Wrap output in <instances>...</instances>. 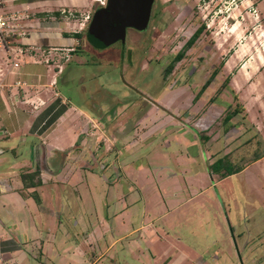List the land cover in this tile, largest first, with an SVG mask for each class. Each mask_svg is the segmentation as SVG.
<instances>
[{"label":"rangeland","instance_id":"1","mask_svg":"<svg viewBox=\"0 0 264 264\" xmlns=\"http://www.w3.org/2000/svg\"><path fill=\"white\" fill-rule=\"evenodd\" d=\"M177 1L155 0L146 30L129 28L125 40L105 49L82 41L85 52L76 49L60 79V87L100 119L113 151L104 153V139L95 155L72 149L70 165L61 171L68 151L62 153L60 172L37 187L39 201H29L23 191L13 199L0 197V235L16 232L27 245L32 234L40 248L33 251L44 252L46 264H155L154 243L165 241L191 247L207 264H264L259 167L215 182L226 169L264 155V119L247 85L264 100V0H187L176 7ZM76 14L79 26L89 16ZM201 24V37L165 75ZM67 76L71 82L64 81ZM239 103L241 113L224 122ZM185 113L192 119H181ZM231 124L240 130L229 132L237 139L226 146ZM124 209L129 216L121 224L114 213ZM142 211L154 226L130 232L140 225Z\"/></svg>","mask_w":264,"mask_h":264},{"label":"crops","instance_id":"2","mask_svg":"<svg viewBox=\"0 0 264 264\" xmlns=\"http://www.w3.org/2000/svg\"><path fill=\"white\" fill-rule=\"evenodd\" d=\"M179 3H181L180 6H187L190 2L178 0L174 5L178 7ZM96 4V0H0V13L8 17L10 24L2 35L4 42L0 43L1 198L13 199L16 194H20L23 189L20 176L24 167L35 169L39 166L42 170V182L45 184L49 179L47 177L57 170L60 172V168L56 166L60 164L58 158L62 153L68 151L61 171L65 165H70L68 159L72 149L80 153L91 152L95 155L98 150V141L104 139L106 144V149L103 148L104 153L113 151L112 140L108 135L110 133L107 130L105 132V129L100 132V125H102L100 119H97L92 112L82 107L60 87V79L64 77L66 65L70 62L77 46L82 44L84 48L81 51H84L86 45L71 34L85 30L89 19L86 17L79 26V19H74L77 17L75 15L76 13H80L81 16L91 15ZM53 12L59 14L55 15ZM64 81L71 82L69 76ZM231 85L236 92L241 93L238 86ZM247 85L248 98L256 97V100L253 99L252 102L260 105L259 117L264 119V100L261 101L258 96H255L260 93H252L255 86ZM83 90L86 91V88H80L81 92ZM243 99L240 97V101L243 102L245 100ZM178 116L173 111V117L178 118ZM183 117L184 121L192 119L190 113H185L180 118ZM250 119L253 123L254 120ZM231 130L236 133L240 129L237 124H234L225 133L226 146L237 139L234 133L230 137ZM20 148L22 154L25 150L30 152V158L18 154ZM225 152L229 153V148ZM50 166L53 168L51 169ZM254 166L259 167L264 176V155L251 159L234 174L246 173ZM115 168L113 166L112 169ZM59 176L60 173L57 177ZM228 176L219 177L215 182H220ZM27 199L30 201L32 197ZM118 213L114 214L119 217V223L123 224L125 218L129 216L128 210L124 209ZM74 221L78 222L75 219ZM154 222L147 217L145 211H142L140 225L130 232L154 226ZM103 223L101 221V224ZM106 224L111 227L110 223ZM90 234H93V231ZM27 235V245L20 243L16 232H13V236L5 233L0 235V258L4 264H46L44 252L37 251L40 248L33 240L32 234ZM111 247L112 244L100 256ZM34 248L37 249L35 253ZM77 248L79 249L80 246ZM153 250L151 256L155 264H207L206 260L201 259L198 254L193 255V252L189 251L192 248L185 244L155 242ZM14 253L16 256H9ZM97 261L98 259H94L88 261V264H97ZM74 262L68 261V264H75ZM51 264H60V259H54ZM76 264H85V262L82 260Z\"/></svg>","mask_w":264,"mask_h":264},{"label":"water","instance_id":"3","mask_svg":"<svg viewBox=\"0 0 264 264\" xmlns=\"http://www.w3.org/2000/svg\"><path fill=\"white\" fill-rule=\"evenodd\" d=\"M155 0H108L97 8L90 19L89 31L107 45L125 40L129 28L149 27Z\"/></svg>","mask_w":264,"mask_h":264},{"label":"trees","instance_id":"4","mask_svg":"<svg viewBox=\"0 0 264 264\" xmlns=\"http://www.w3.org/2000/svg\"><path fill=\"white\" fill-rule=\"evenodd\" d=\"M155 4V3H154ZM55 15H58L59 13L57 12H53ZM152 17H153V13H152ZM151 17V19H152ZM91 19V18H90ZM90 24V21H89ZM89 24L87 26V28H85V30L80 31V32H76V33H72L71 36H73L74 38L82 41H85L87 45L91 46L92 48L95 49H105L107 47H109V45H107L103 39H101L99 36L93 34L92 32L89 31ZM206 29V26L204 24H201L196 30L195 32L191 35V37L185 42V44L182 46V48L177 52V54L173 57V59L170 61V63L167 65L166 70H165V75H169L174 68L176 67V64L178 62H180L181 60H183L187 54L188 51L195 45V43L198 41V39L201 37V35L203 34L204 30ZM66 35H69V33L65 32ZM77 49H83V45L79 44L77 46ZM211 84V78L208 79L205 84L202 86V89L200 90V92L197 94L196 97H200L202 95V93L208 88V86ZM243 108V106L240 105V103L238 104V106L235 108V110H233V112L231 111H227L226 114L223 117V121L228 123L231 122L232 120V116H236L238 115V113H241V109ZM234 124L230 125V128L233 127ZM230 128H227V130H229ZM226 131V130H225ZM241 170V168H237L235 170H232V168L226 169L224 173H222L221 177H227L228 175H232L236 172H239ZM41 173L42 170L39 166H37L35 169L32 170H28V171H24L21 172V180L23 182V190H21V192L24 190H27L28 195L23 193L25 197H36L37 201H39L38 199V193H37V187L41 186L43 184L42 182V178H41Z\"/></svg>","mask_w":264,"mask_h":264},{"label":"built area","instance_id":"5","mask_svg":"<svg viewBox=\"0 0 264 264\" xmlns=\"http://www.w3.org/2000/svg\"><path fill=\"white\" fill-rule=\"evenodd\" d=\"M100 6H105L108 2V0H97ZM87 18H90V15L87 16ZM10 26L8 17L2 13H0V43L4 42V37L2 36L3 33L7 30V28ZM0 264H4L2 259L0 258Z\"/></svg>","mask_w":264,"mask_h":264},{"label":"flooded vegetation","instance_id":"6","mask_svg":"<svg viewBox=\"0 0 264 264\" xmlns=\"http://www.w3.org/2000/svg\"><path fill=\"white\" fill-rule=\"evenodd\" d=\"M100 7H104V6H99L98 8H100Z\"/></svg>","mask_w":264,"mask_h":264}]
</instances>
